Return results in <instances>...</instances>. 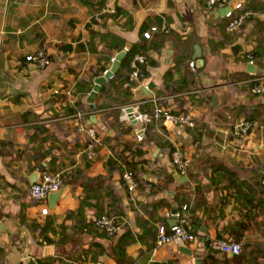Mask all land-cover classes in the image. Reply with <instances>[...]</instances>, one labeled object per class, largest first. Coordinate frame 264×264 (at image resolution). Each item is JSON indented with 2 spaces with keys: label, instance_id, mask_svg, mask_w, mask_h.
Segmentation results:
<instances>
[{
  "label": "crops",
  "instance_id": "obj_1",
  "mask_svg": "<svg viewBox=\"0 0 264 264\" xmlns=\"http://www.w3.org/2000/svg\"><path fill=\"white\" fill-rule=\"evenodd\" d=\"M99 2L0 0L2 264H202L212 238L239 243L243 264H264V187L249 184L248 190L243 184L264 165V114L251 123L246 140H237L233 132L235 121L246 120L241 107L264 106V97L252 95L246 83L253 77L247 72L250 62L264 73V0H231L256 13L231 34L225 32L223 11L207 12L206 0H117L116 15L92 22L100 13ZM154 25L166 26L167 34L160 51H148L146 81L132 89L107 81L91 117L82 113L102 141L88 160L89 139L78 133L69 109L77 104L90 109V94L77 89L83 80L94 89L116 56ZM196 46L202 62L193 60ZM40 50L50 59L46 68L26 60ZM149 84L152 96L135 101V90ZM136 104L149 117L144 123L134 124L124 111ZM156 107L190 114L195 127L153 119ZM139 127L145 128L144 143L137 141ZM175 148L188 161L184 175L171 164ZM123 150L140 178L135 192L123 186L119 173L108 170L109 161ZM46 171L61 173L69 182L53 206L49 198L34 202L29 193L32 180ZM217 174L221 183L213 184ZM160 201L169 209L156 211L159 221H153L150 208L140 205ZM184 205L196 220L197 241L184 246L190 258L175 245L159 247L149 237L140 241L138 218L148 223L146 229L156 230L163 221L169 227L171 211ZM96 207L115 212L118 235L107 238L94 229L100 216ZM45 208L48 215H42ZM246 210L251 217H245ZM128 230L134 240L122 253L120 240Z\"/></svg>",
  "mask_w": 264,
  "mask_h": 264
},
{
  "label": "built area",
  "instance_id": "obj_2",
  "mask_svg": "<svg viewBox=\"0 0 264 264\" xmlns=\"http://www.w3.org/2000/svg\"><path fill=\"white\" fill-rule=\"evenodd\" d=\"M106 1L108 2V6L103 8L100 13L94 15L90 21L99 22L103 15H115L117 13L116 7L114 6V3L117 0ZM215 10L224 11L223 17L227 20L225 32L228 34L238 31L247 20L256 15L255 12L244 9L242 2H236L232 5L231 0H206V11L211 12ZM157 31L158 28L156 26H152L147 32L143 34V37L148 40L151 38L152 33ZM160 31L167 33V27L162 26V28H160ZM26 60L27 62L35 64L40 68H46L50 65V59L48 58L47 53L44 50H40L35 52L34 54L28 55L26 57ZM144 64H146L145 56L136 55L133 58L131 63L132 72L129 76L130 83L138 84L140 82L146 81L145 73L140 68V66ZM250 64H252V62H250ZM189 67L194 70V63H190ZM246 83L249 86V90L252 95L264 97V77L253 75V77H251ZM129 107H133L134 116L137 120V123H144L149 119L147 115L141 114L138 111L137 104ZM124 111L126 112V109H124ZM83 117L84 115L82 113L76 114L74 116V124L78 133L85 134L89 139L87 151H90L92 148H94V146H99L101 144V139L98 135L97 129L94 126L86 125L83 121ZM152 118L174 127L184 129H192L195 127V122L190 114H172L161 107L154 108L152 112ZM251 127L252 125L248 121L244 119L237 120L233 124V132L240 141H244L249 136ZM136 135L138 142L143 141V138L145 136V128H137ZM239 150H243V147L240 146ZM171 164L173 165L174 169L181 175H184L186 173L187 167L189 165L188 161L177 148L173 149V151L171 152ZM123 179L125 184L127 185L129 192H135L137 190V182L131 172L126 170L124 172ZM261 184L264 187V178ZM64 185L65 183L61 173L53 174L47 171L42 172L40 174V179L38 180V182L33 184L30 188V197L34 202L42 204L51 195L58 193L64 187ZM48 212V209L45 208L42 210V215H48ZM187 225V219L181 216L178 212L176 215V223L173 227H169V232L164 226H160L158 228L157 245L159 247L175 245L177 247L183 248L187 244L196 242L197 236L189 233L186 228ZM93 226L99 234H102L107 238L118 235L121 228L114 217L105 215L96 219ZM206 243L210 250L226 256H238L242 251L241 245L233 241L212 238L208 239Z\"/></svg>",
  "mask_w": 264,
  "mask_h": 264
},
{
  "label": "trees",
  "instance_id": "obj_3",
  "mask_svg": "<svg viewBox=\"0 0 264 264\" xmlns=\"http://www.w3.org/2000/svg\"><path fill=\"white\" fill-rule=\"evenodd\" d=\"M106 2H107L106 0H100V2L97 4L98 12H100L103 8L106 7ZM92 22H95V21H92ZM154 26H156L158 28V31L152 33L151 38L148 39V41L142 36L141 41H139L137 44L132 46V48L128 51L126 57L122 60L121 67H120L119 71L116 73V75H114V77L112 79L109 80L108 84L112 85L114 82H116V83H118V85H120V87L118 89H122L125 85H128V87L132 89L134 86L137 85V84H132L129 82V76L132 72L131 63H132L133 58L136 55H143L146 57V60H147L148 59V57H147L148 51L153 50V51L158 52V51H160V49L163 47V45L165 43V37H166L167 33L160 31V28L158 25H154ZM140 68L142 71H144L145 75L147 76V72L145 71L144 66L142 65V66H140ZM103 72H104V70H102L100 72V74ZM170 75H171V72H168L165 75V80L170 78ZM96 77L97 76H94V78H96ZM92 89H93V83L88 81V80H83L80 83L77 90L79 92L83 93V95L88 96V94L92 93V91H93ZM129 101H130V99H127V102H129ZM240 110L243 111V113L245 115V119L249 123H252L257 119H260L261 114H264V106H260V105L241 107ZM69 111L73 115H76L78 113H83V112L87 113V116L85 117V119H89L92 115L93 109H89L88 107H85L82 104H77L75 107L70 108ZM237 140H239V139L237 138ZM116 142H117V139H116ZM142 143H144V141ZM87 146H88V143H87L86 147ZM126 148H128V147L125 146V150H126ZM97 149H98V146H94V148H92L90 151H88V155H87L88 160H92L93 155L97 152ZM125 150L118 152L116 157L112 158L109 161L108 170L110 172L119 173V175L121 176V179L123 181V186H125L126 188H127V185L124 182L123 175H124V172L126 170L131 172L133 174L136 182H137V187H138L140 178H139V176H137L138 174H137L135 167H134L135 164H133L131 161L128 160L129 156L125 155ZM263 169H264V165H263L262 169L260 168V169L254 170V171L252 170V173H251L252 176H251L250 182L248 183L245 181L243 183L246 189H248V190L250 189L249 184L255 185L258 190L263 189V186L260 185L263 178H264ZM217 171H219V169L215 170V173ZM53 174H57V173H53ZM62 177L64 179L65 185L68 184L69 182L67 180V177L63 174H62ZM211 182L213 184L221 183V179L219 177V174H217V176L213 177ZM150 188H155V190L157 191V188L153 185H151ZM127 190H128V188H127ZM197 194H200V191H198V189H197ZM164 206H167V208L169 209V205H167V204L164 205L163 201H160L158 203L155 202L151 206L140 205V208H142V209L150 208V215L152 216L153 221H159V218H155L154 214L156 213V211L163 208ZM96 209L100 213L99 218L104 216V215L109 216V217L116 216L115 212L114 213H112L111 211L106 212L104 209L100 210L98 207H96ZM179 210H180L179 214L187 219L188 225L186 228L189 231V233L194 235V236H197L194 229H193L195 222H196V220H194L192 217L193 212L190 211V209L188 208L187 205H184L182 208H179ZM118 213L122 214L120 211H118ZM245 217H247V218L251 217V215L249 214V212L247 210L245 213ZM137 225L139 226V228L142 231V234L140 235V241L144 240L146 237H149V238H153V242H155V244L157 243L158 228H156V230H153V227L149 226L146 229V225H148V223L146 221L140 219V218H138V220H137ZM163 226L169 232V227L166 226L164 221H163ZM246 227H247V225L244 226V228H246ZM233 234L235 236H237V238L241 237L235 233H233ZM133 240H134V237H133L131 231L128 230V232L124 236H122L121 240H120L119 249L122 250V253L124 252V249L127 246V244H129V242L133 241ZM206 248L208 250V254L204 258L202 264H243V258L241 256V253L238 256H231V258H225L224 260H220L217 257V255L219 253L210 250L207 246V243H206ZM122 253H121V255H122ZM2 263H3V259L0 256V264H2Z\"/></svg>",
  "mask_w": 264,
  "mask_h": 264
},
{
  "label": "water",
  "instance_id": "obj_4",
  "mask_svg": "<svg viewBox=\"0 0 264 264\" xmlns=\"http://www.w3.org/2000/svg\"><path fill=\"white\" fill-rule=\"evenodd\" d=\"M223 15H224V11L222 12ZM130 50V48L126 49L125 51L121 52L120 54H118L116 56V59L111 67L110 70H108L104 76L100 77V78H97L95 80V86H94V89L92 91V93H90L89 97H88V104L90 105V109H94L95 107V100L98 96V94L100 93L101 91V88L102 86L107 82L109 81L110 79H112L114 77V75L117 73L119 67H120V64L122 62V60L126 57L128 51ZM195 54L193 56V60L194 61H200L202 62V58H201V50L198 46L195 47ZM170 53V52H169ZM247 72L252 74V75H260L261 73L264 74L263 72H261V70H257L253 64H249L247 66ZM153 88V84H149V85H146V86H140L138 87L136 90H135V101H140L142 98L144 97H151V93L150 91L152 90ZM126 114L129 116L130 120L134 123V124H137V120L135 119V116H134V109L133 107H129L126 109ZM91 122L93 124H97V122L95 121V117H93L91 119ZM37 177V181L36 180H32V184H35L38 182V180L40 179V175L36 176ZM69 190V187H66L64 189H62L61 191H59L58 193L56 194H53L49 197V201H50V205L53 206L55 205L58 201H60L65 193ZM178 213V210L177 209H173L171 211V219L168 221V225L169 227H173L176 223V215ZM132 225L134 226V223H132ZM1 230L2 231H5L4 227L1 225ZM180 253L184 254L185 256H187L188 258L191 257L192 255V252L187 249V248H180Z\"/></svg>",
  "mask_w": 264,
  "mask_h": 264
}]
</instances>
